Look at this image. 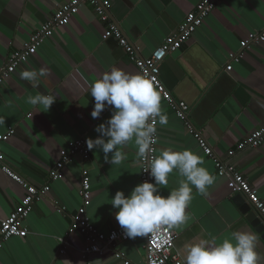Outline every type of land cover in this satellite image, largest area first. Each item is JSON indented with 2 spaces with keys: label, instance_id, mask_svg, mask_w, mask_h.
Returning <instances> with one entry per match:
<instances>
[{
  "label": "crops",
  "instance_id": "0c3cea01",
  "mask_svg": "<svg viewBox=\"0 0 264 264\" xmlns=\"http://www.w3.org/2000/svg\"><path fill=\"white\" fill-rule=\"evenodd\" d=\"M67 1L0 0V72L10 54L21 50ZM103 1L108 6L109 22L122 32L140 59L148 58L166 37L175 34L200 2ZM106 28L89 6L81 5L78 13L66 24L57 25L53 36L0 87V135L14 128L13 136L0 143L1 152L7 164L31 184H47L55 163L67 153V144L95 139V127L110 117L109 109L98 119L91 117L94 98L90 96V85L113 67L139 74L119 44L105 37ZM262 34L264 0H222L181 48L166 56L159 67V78L174 103L188 106L190 122L216 157L234 166L264 199V143L258 149L241 146L249 134L264 126V42L256 41ZM242 43L246 46L241 47ZM231 54L237 55L239 62H232ZM229 64L232 69L226 71ZM41 69L48 74L35 82L20 76L23 71L39 73ZM41 93L57 95L49 110L28 103V97ZM161 108L168 123L161 126L157 118L156 157L165 149H188L199 155L204 161L202 166L215 176L206 195L193 187V199L186 209L188 220L171 228L166 225L174 234V248L183 264L188 245L203 239L215 246L236 231L255 235L259 264H264L262 235L241 213V206L233 202L239 194L232 183L216 175L212 160L205 157L162 97ZM121 150L126 155L118 165L105 162L103 153L95 149L86 161L73 157L21 223L28 235L3 242L0 264H85L81 259L83 239L69 231L81 205V172L87 170L90 179L87 214L93 226L103 233L119 228L112 198L117 191L127 196L139 184L137 145L133 140ZM229 151H234L233 156H228ZM184 179L178 170H173L167 187L161 191L167 195ZM23 196L22 187L0 170V218H7ZM62 242L66 246L61 255ZM144 243L143 237L130 238L102 255H90L89 263L123 264L117 256L120 254L132 264H143Z\"/></svg>",
  "mask_w": 264,
  "mask_h": 264
},
{
  "label": "clouds",
  "instance_id": "9594fccd",
  "mask_svg": "<svg viewBox=\"0 0 264 264\" xmlns=\"http://www.w3.org/2000/svg\"><path fill=\"white\" fill-rule=\"evenodd\" d=\"M47 74L46 69L39 73L26 70L20 76L35 82ZM90 96L94 98L90 113L93 119H98L105 109H109L111 115L95 127L98 134L95 139L86 138L88 150L102 152L105 162L118 165L126 155L121 149L134 140L138 156L143 160L155 143L157 118L161 126L168 123V116L162 112L161 95L152 81L145 75L113 67L90 85ZM56 100L55 93L28 97L31 105L48 110ZM203 164V159L188 149L169 148L156 158H149L144 171L153 178L152 182L137 184L127 196L117 191L112 198L111 205L117 210L115 219L124 234L128 238L143 237L162 224L171 228L185 223L189 218L186 209L193 199V187L199 194L206 195L209 186L215 183V176ZM173 170H178L185 179L177 189L164 195L161 189L167 187ZM260 259L255 235L236 231L230 239L215 246L203 239L188 245L185 264H259Z\"/></svg>",
  "mask_w": 264,
  "mask_h": 264
},
{
  "label": "built area",
  "instance_id": "2783aa9c",
  "mask_svg": "<svg viewBox=\"0 0 264 264\" xmlns=\"http://www.w3.org/2000/svg\"><path fill=\"white\" fill-rule=\"evenodd\" d=\"M222 0H200L194 10L190 12L183 23L178 28L175 34L166 37L162 43L145 59H140L135 55L134 49L122 32L112 23L109 22L107 13V4L103 0H69L61 4L54 12L53 16L43 25L38 28L30 40L23 44V48L15 51L8 57L4 67L0 72V87L4 81L11 77L16 70L24 64L29 56L37 51L48 39L53 36L54 29L59 24H66L73 16H75L81 5H87L91 8L97 19L107 25L105 31L106 38L114 39L119 46L124 50L125 54L131 61L134 62L139 74L149 78L154 87L159 91L161 97L175 111L177 118L183 123L186 132L192 136L198 147L201 149L205 157L212 160L215 168V173L218 177L229 180L232 183L234 192L242 195L249 206L257 213L264 222V199L260 198L257 190L250 185L248 180L242 173L238 172L232 165L224 163L216 157L212 148L207 141L190 122V110L183 103H174L164 89L160 78V64L164 61L167 55L177 52L183 43H185L202 25L203 21L211 14L213 10L220 4ZM258 43L264 42V34L256 38ZM246 43H242L241 47H245ZM232 62H239V57L235 54L229 55ZM232 66L229 64L226 71H230ZM156 137L155 143L151 146V152L147 153L143 160L139 162V183L143 181L152 182L153 178L144 169L147 167L149 158H156L157 146V121L155 123ZM14 134V128H8L5 134L0 135V143L6 142ZM264 143V126L247 137L241 146H249L253 149H258ZM68 151L57 161L48 175V183L43 186H36L29 183L26 179L17 174L5 161L4 155L0 148V170L17 183L24 190V196L20 204L5 218H0V250L4 241L12 238H25L28 235L26 228L21 226V223L29 216L34 205L40 202L50 190V182L59 179L63 174L65 166L71 163L73 157L79 156L83 160L90 158L91 152L86 146L84 139L75 140L67 144ZM234 151H229L228 156H233ZM79 196L81 205L76 212V216L72 219L69 227L70 232L78 233L83 239L84 245L81 250V259L85 264L89 263V256L93 254L102 255L107 249H111L119 243L127 242L128 238L124 234V230L119 227L112 229L107 233L100 232L91 223L87 209L91 204V187L90 179L87 170H82L80 178ZM62 212L61 209L58 210ZM144 238L145 261L143 264H183L181 255L174 248V234L166 225H160L159 228L147 235ZM66 244L62 242V248L59 254L65 253ZM122 258L123 264H132L124 260L122 255H117Z\"/></svg>",
  "mask_w": 264,
  "mask_h": 264
},
{
  "label": "water",
  "instance_id": "95a60500",
  "mask_svg": "<svg viewBox=\"0 0 264 264\" xmlns=\"http://www.w3.org/2000/svg\"><path fill=\"white\" fill-rule=\"evenodd\" d=\"M233 202L239 206H241V213L245 215L246 219L251 222L253 226H256V230L259 234L262 235V239L264 241V226L262 224V219L257 216V214L252 211L249 204L246 202V199L242 195H237L233 198Z\"/></svg>",
  "mask_w": 264,
  "mask_h": 264
}]
</instances>
